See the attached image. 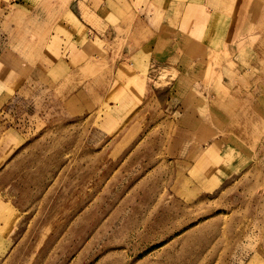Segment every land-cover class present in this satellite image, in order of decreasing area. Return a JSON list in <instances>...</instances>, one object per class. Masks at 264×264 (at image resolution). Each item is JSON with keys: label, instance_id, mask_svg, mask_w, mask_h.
Masks as SVG:
<instances>
[{"label": "rangeland", "instance_id": "374dc122", "mask_svg": "<svg viewBox=\"0 0 264 264\" xmlns=\"http://www.w3.org/2000/svg\"><path fill=\"white\" fill-rule=\"evenodd\" d=\"M160 2L0 0V264H264V0Z\"/></svg>", "mask_w": 264, "mask_h": 264}, {"label": "crops", "instance_id": "0c3cea01", "mask_svg": "<svg viewBox=\"0 0 264 264\" xmlns=\"http://www.w3.org/2000/svg\"><path fill=\"white\" fill-rule=\"evenodd\" d=\"M186 1H192V0H186ZM161 6H160V9H158V7H156L155 8V10L156 9H158V10H160V12H158L157 10L155 11V15H157V16H159V17H161L162 16V14H163V12H162V0H161ZM187 7H188V5H187ZM187 9V8H186ZM145 12H146V16H147V14H148V12H147V10H144ZM132 11H130V13H131ZM192 13V12H191ZM138 14V13H137ZM167 14H171V15H179V12L178 11H176V12H173V8H170V5H169V8H168V12H167ZM182 14H186V11L185 12H183ZM139 15L141 16V14L139 13ZM145 16V17H146ZM142 17V16H141ZM190 20V19H189ZM161 22V20H158V22ZM184 21V20H183ZM189 23V22H188ZM190 24V23H189ZM172 25H173V23H172ZM150 26V28H151V26H152V28L151 29H149V30H152L153 32H156V31H161V30H163V28H158V27H153V25L152 24H150L149 25ZM177 28H178V25H177ZM98 37H100V35H96L95 36V38L96 39H93L92 37H91V39L89 40L88 38H87V44H85V45H82V46H79L81 49H82V51L83 52H85L86 54H88V55H91L92 56V54H90L91 52H90V50H89V48H91L92 47V45H94V43H95V41L94 40H96V41H98ZM151 38H152V36H150ZM151 38H149L148 40H146L145 42H144V44L143 45H141L140 43H138V47H140V50L138 49V50H135V51H132V52H130V57H132L133 58V60H132V64L133 63H138L139 64V66L138 67H140V66H147L146 65V60H144V58H146V57H149L150 59H151V56L152 55H155L156 57L158 56L159 58H161L160 57V55H159V52H158V41L159 40H157V39H151ZM194 43H195V41H194ZM128 47H131V45H127ZM138 47H135V48H138ZM151 48H156V50L154 51H152L151 50ZM148 49V50H147ZM137 54H139L137 57H134L135 55H137ZM93 57V56H92ZM157 57V58H158ZM94 58V57H93ZM163 59H165V61H166V59H168L167 57H165V58H161V59H159L161 62L163 61ZM122 62V61H121ZM169 63V62H168ZM149 69H152L153 67H149V66H147ZM144 70V69H143ZM161 70H162V67H161Z\"/></svg>", "mask_w": 264, "mask_h": 264}, {"label": "bare ground", "instance_id": "6f19581e", "mask_svg": "<svg viewBox=\"0 0 264 264\" xmlns=\"http://www.w3.org/2000/svg\"><path fill=\"white\" fill-rule=\"evenodd\" d=\"M96 8L97 9H101V10H103L105 13H107V5H106V3H105V5H101V6H99V5H96ZM94 81V80H93ZM92 81V82H93ZM95 83V82H94Z\"/></svg>", "mask_w": 264, "mask_h": 264}]
</instances>
